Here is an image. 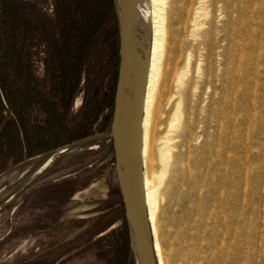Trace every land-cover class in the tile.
Masks as SVG:
<instances>
[{"label": "rangeland", "instance_id": "1", "mask_svg": "<svg viewBox=\"0 0 264 264\" xmlns=\"http://www.w3.org/2000/svg\"><path fill=\"white\" fill-rule=\"evenodd\" d=\"M16 1L29 6L33 20L38 12L53 17L56 10L63 11L70 3L72 8L79 9L80 20L84 16L90 21L104 14L112 1L117 27L110 43L111 55L118 50L114 0ZM82 1L85 4L81 6ZM180 5L177 46L182 47L181 54L190 55L184 78H191L194 85L183 106L194 114L196 125L187 140L190 153L183 148V168L174 178L171 203L162 201L156 217L164 264H264V0H180ZM195 35L205 36V44L196 46ZM182 60L179 57L181 65ZM197 62L203 71L212 70V75L205 77L200 70L194 73ZM40 66L35 61V74L39 76ZM110 73L105 85L109 104L106 106L102 101L105 88L101 84L96 97L100 102L97 122L90 135L63 145H60L62 138L61 142L56 139L58 135L50 142L42 140L36 134L33 110V117L18 122L17 126L9 125L0 136V264H135L126 229L110 235L113 226L95 230L93 220L89 221L93 216H78L79 226L70 228L66 224L65 229L49 233L50 240L46 233L47 211L52 214L54 208L65 218L84 212L88 207L85 204L95 197L76 200L72 196L90 185L104 190L101 200L110 191L114 209L121 208L113 216L114 227L123 221L111 141L107 136L114 92ZM83 89L73 98L69 120H76L85 109ZM167 105L163 101L159 113L154 115L155 170L158 140L166 134L171 107ZM37 116L41 121L44 118ZM58 120L50 118L54 130L58 129ZM34 138L39 141L29 140ZM20 139L29 140V156L37 153L36 149L49 150L41 157L16 165L20 158L14 151ZM64 146L68 148L39 171ZM58 182L73 185L65 191L69 201L62 200L55 207L53 186ZM42 246L49 251L42 252Z\"/></svg>", "mask_w": 264, "mask_h": 264}, {"label": "trees", "instance_id": "2", "mask_svg": "<svg viewBox=\"0 0 264 264\" xmlns=\"http://www.w3.org/2000/svg\"><path fill=\"white\" fill-rule=\"evenodd\" d=\"M0 2V136L9 125L29 119L33 110L36 134L47 142L54 135L60 142L62 138L60 145L90 135L99 112L96 97L110 71L111 92L115 86L118 55L117 49L111 55L110 44L117 27L113 2L91 21L84 16L80 20L79 9L70 3L53 17L38 12L33 20L29 6L16 0ZM115 42L118 45V36ZM35 61L41 64L40 76L35 74ZM81 89L85 109L72 121L67 118L69 108ZM102 101L109 104L106 88ZM52 117L59 119L57 130L50 125Z\"/></svg>", "mask_w": 264, "mask_h": 264}, {"label": "water", "instance_id": "3", "mask_svg": "<svg viewBox=\"0 0 264 264\" xmlns=\"http://www.w3.org/2000/svg\"><path fill=\"white\" fill-rule=\"evenodd\" d=\"M118 22V66L107 136L112 140L114 170L124 206L127 235L135 264H157L142 178L144 97L151 49L147 0H114ZM61 147L40 167L47 166ZM104 190L90 185L72 199L97 197Z\"/></svg>", "mask_w": 264, "mask_h": 264}, {"label": "bare ground", "instance_id": "4", "mask_svg": "<svg viewBox=\"0 0 264 264\" xmlns=\"http://www.w3.org/2000/svg\"><path fill=\"white\" fill-rule=\"evenodd\" d=\"M180 7V0H147L145 7V12L151 28V49L144 97L142 178L147 213L153 232L157 264L165 263L161 253V246L157 238L156 217L159 206L162 201H165L167 205L171 203V195L176 186L174 178H177L178 173L182 171L183 168L181 163L182 156L185 153L183 148L188 149L189 142L187 143V140L190 139L189 137L196 125V120L193 117L194 114L190 112V109L186 111L183 106L186 96L192 91L194 85L191 78L188 80L184 78L189 69L191 60L190 55L181 54L183 49L180 45L177 46L176 24L178 22L177 14ZM195 41L197 42L196 46L205 44L206 37L200 35L196 36ZM181 56L183 57L182 65L179 64V57ZM199 70L201 74L203 72L205 77L212 75L213 72L209 69L203 71L200 63L197 62L196 71H194V73H198ZM190 85L191 88H189ZM163 101H165V105L171 104V107L168 111L167 125L165 127L166 134L158 140V167L155 170L153 169L152 163L153 140L155 137L152 133H154L153 131L156 127L155 126L153 129V125H157L154 122V115L160 110V105ZM202 130L199 131L202 132ZM219 131H221V127ZM168 132L169 134L170 132H174V134L169 135ZM198 135L202 136V134ZM186 152L187 154L190 153L189 149ZM173 258L175 259V257Z\"/></svg>", "mask_w": 264, "mask_h": 264}, {"label": "flooded vegetation", "instance_id": "5", "mask_svg": "<svg viewBox=\"0 0 264 264\" xmlns=\"http://www.w3.org/2000/svg\"><path fill=\"white\" fill-rule=\"evenodd\" d=\"M111 157L113 158V168H114V156L111 155ZM114 175H115V179H116V185H117V188H118V192H119V196H120V203H121V207H122V216H123V221L118 223L117 225H113L114 221H113V216H116L117 213H120V210L121 208L119 207V209H114V206L112 204V201L109 200V194H110V191H107L106 194H107V197L105 200H101L99 198L103 197L104 196V193H99L100 195L97 197H95V199H91L90 201H88L85 205L88 206L84 209V212L82 213H75V214H72V215H68V217H64V215L62 214H59L57 213L54 208H52L51 210V213L53 214H50L48 213L47 211V215L45 216H48V220L46 221V224L48 225L49 228H47V238L48 240H50L49 236L50 234L49 233H52V232H59L60 230L59 229H65L66 228V224L67 226H70V228H76L77 226H79L80 224V217L78 216H93L89 219V221H92L93 220V228L96 230L97 228L101 227V228H105V227H111L113 226V230L109 233L112 234L114 233L115 231L117 230H123L126 229L127 231V225H126V220H125V213H124V206H123V203H122V198H121V193H120V190H119V185H118V182H117V178H116V173H115V170H114ZM73 184L71 183H66V182H58L56 183L53 187L56 188V191L53 192L54 196H55V199H54V206L57 207V205L63 200L64 202L67 203V201H69V198L68 200L66 199V189H68V187H71ZM61 190V191H58V190ZM39 190V189H38ZM36 192H39V191H35ZM44 195V194H43ZM46 197V195H44V198ZM48 197V195H47ZM46 197V198H47ZM43 198V197H41ZM34 199V198H33ZM62 201V202H63ZM69 206V203L67 204ZM72 206V205H71ZM70 206V207H71ZM17 209V207H16ZM49 216H52V219H49ZM65 218V219H62V218ZM52 221V222H50ZM79 224V225H78ZM15 232L17 231V228L13 229ZM108 236V235H107ZM46 241V242H49V241ZM44 246H46L44 244ZM43 247V249H41L42 252L44 251H49V248L48 247ZM60 246V245H59Z\"/></svg>", "mask_w": 264, "mask_h": 264}, {"label": "crops", "instance_id": "6", "mask_svg": "<svg viewBox=\"0 0 264 264\" xmlns=\"http://www.w3.org/2000/svg\"><path fill=\"white\" fill-rule=\"evenodd\" d=\"M110 123H111V121H110ZM15 124L17 126V122ZM39 136H40V139L44 140V137H43L42 134L39 135ZM29 140H38V139L34 138V139H29ZM29 140L28 139H20V142L16 143V148H15V151H14L16 154H14V155L16 157L20 158V161L15 163L16 165H22V164L28 162L31 158L41 157L43 154L48 152L49 148H46V149L40 148V149H36L35 150L37 153L32 154V155L29 156L27 154V151L29 150V144H28ZM110 141H111V148H112V140L110 139ZM111 155H113V148H112V154Z\"/></svg>", "mask_w": 264, "mask_h": 264}]
</instances>
